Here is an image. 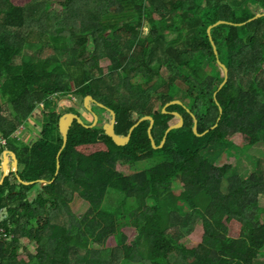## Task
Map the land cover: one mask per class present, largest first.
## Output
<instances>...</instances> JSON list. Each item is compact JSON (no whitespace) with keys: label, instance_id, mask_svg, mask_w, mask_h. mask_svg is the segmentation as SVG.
I'll list each match as a JSON object with an SVG mask.
<instances>
[{"label":"trees","instance_id":"1","mask_svg":"<svg viewBox=\"0 0 264 264\" xmlns=\"http://www.w3.org/2000/svg\"><path fill=\"white\" fill-rule=\"evenodd\" d=\"M53 5L70 16L49 13ZM261 14L264 0H0V100L11 110L7 118L0 108V180L5 151L19 168L0 185V228L13 236L0 243V264H264V169L238 176L208 157L264 147V18L248 23ZM218 22L230 24L211 31L228 70L220 91L225 75L207 34ZM73 96L91 97L96 116L98 104L113 111L119 136L151 117L157 147L178 123L173 113L184 126L153 150L149 122L122 148L101 121L74 122L62 150L63 115L50 109L32 147L15 136L38 106ZM174 101L182 105L164 115ZM192 115L198 134L217 128L194 136ZM118 165L139 169L124 176ZM108 191L121 195L108 208L136 209L120 228L121 210L104 206ZM75 196L89 207L82 219L70 209Z\"/></svg>","mask_w":264,"mask_h":264},{"label":"rangeland","instance_id":"2","mask_svg":"<svg viewBox=\"0 0 264 264\" xmlns=\"http://www.w3.org/2000/svg\"><path fill=\"white\" fill-rule=\"evenodd\" d=\"M59 11H60V9H59L58 5H53L49 13H51V12L52 13H57ZM60 15H63L62 17L70 16L69 14H64L61 11H60ZM144 33H147V30H144ZM27 54H28V52H25V55H27ZM29 54H32V52H29ZM98 62H99V67L101 69H103L104 71H106L107 67L110 65V61H108L106 59H103V58H101ZM53 103H54L53 105H51V104H44L43 105L42 104V105L38 106V108L36 109L35 113H33L31 118L28 120L27 124L25 126H19L18 130L15 133V136L20 141H22L24 144H27V145H29V147H32L36 143V141H37V139L39 137L40 131H41V128L39 127V124H41V119H42L41 116L44 113H47V110H50V109L56 110L57 113H60L61 115H65L69 111L70 112H76L80 116L79 118H81L87 124H89L90 122H93L92 119L94 120L93 107L91 108L92 109V114H90V111H87L85 109L84 104L82 103V100L80 98H78V97L73 96V97H70L69 99L60 97V98H56V100L53 101ZM0 108L2 110L1 114L4 117H7V118L11 117L10 108L7 106L6 103L2 102L1 100H0ZM95 113H97V117L99 118V121H101V123L103 125H106L107 123H109L110 117L108 116V114L106 113L105 110L101 111V110L98 109V110H95ZM166 114H167V112H166ZM175 119L178 121L177 117H175ZM178 123H179V121H178ZM183 123H184V120H183ZM103 125H102V127H103ZM193 134H194V132H193ZM194 136H196V135L194 134ZM9 148L18 150V145H17V143L10 142ZM202 154L205 155L206 152L204 151ZM214 154H215V151H212L208 155V157H211V158H214V159L215 158L219 159L216 162V166L217 167H223V166H228V165H231V166L236 165L237 168H235V173L238 176H242L243 173H247V175H249L250 172H254L255 173L256 170H259L258 168L264 169V163L260 162V161H264V147L263 146H257L255 149L249 150L247 153H242V152L239 151V149H237L236 147L230 145L229 147H227L226 149L223 150V153L221 154V156H219L218 154H215V155ZM238 162L241 165H239ZM151 163L148 162L146 164V166L144 164L143 168L144 167L148 168L150 165H152ZM239 166H240V168H239ZM138 169H139V167H136V165L132 166V167H128V166L125 167V166H122V165H118L117 166V171L120 174H123L124 176H131V175L137 173ZM13 170H15V168ZM18 170H19V168H18ZM35 191L36 190H33L30 193V196H29L30 201L34 200ZM76 197L77 196H75V198H74V202H72L70 204V209L78 217V219H82V217L87 213L89 207H88L87 204H85L83 201L77 199ZM112 197L120 199L121 195H119L118 193L113 192V191H108L107 196L105 198L104 206L108 210L117 211L121 207H118V208L109 207L108 208V206L110 205L109 204L110 203V199ZM257 202H258V207L264 209V193L260 194V196L258 197ZM135 210H134L133 207H130L127 212L121 210L120 213L118 214L117 226H119V228L121 226H123L125 224V221H127L129 219V218L126 219L125 216L130 215ZM6 219H7V217L5 215L0 214V225H1L2 221H5ZM1 231H3V230H1ZM170 233H174V232L170 231ZM12 238H13V236H10L8 238V242H10ZM189 239H190V242H189L188 246L190 248L196 247V245L198 244V241L195 240V239H192V237H190ZM18 250H19V252H21V248H19Z\"/></svg>","mask_w":264,"mask_h":264},{"label":"water","instance_id":"3","mask_svg":"<svg viewBox=\"0 0 264 264\" xmlns=\"http://www.w3.org/2000/svg\"><path fill=\"white\" fill-rule=\"evenodd\" d=\"M264 18V14H261V15H257L256 17H254L252 20H249L248 23H251V22H254L258 19H262ZM220 25H230L226 22H218L216 23L215 25L209 27V29L207 30V34H208V37H209V40H210V43L212 45V48H213V51H214V54L217 58V65L224 71V82L222 83V85L220 86L219 88V91L226 85L227 81H228V70L227 68L218 60V52H217V48L212 40V37H211V31L220 26ZM238 26H242V25H238ZM217 94V93H216ZM215 94V95H216ZM84 107L87 111H90V113H92V106L97 104L91 97H87L86 99H84ZM174 105H178V106H181L182 103L179 102V101H174L168 105L165 106L164 110H163V114H166V109L169 108L170 106H174ZM218 105V104H217ZM98 106L100 108H102L103 110H107L108 113L110 114V121L108 124H106L104 126V131H105V135L110 138L112 140V142L117 146V147H125L128 145V143L130 142L131 140V136H132V133L133 131L143 122H149L150 125H149V128H148V138L151 142V146L153 148V150H160L164 147L165 143H166V138H167V135L172 132V131H175V130H179L181 128H183V118L177 114V113H173V115L175 117L178 118V121L179 123L176 124L175 126H172L170 127L166 133H165V136L163 138V141L161 142L160 146H156L155 144V141L153 139V136H152V130H153V127H154V120L151 118V117H144L142 118L136 125H134L128 135L126 137L124 136H119L116 134L115 132V126H116V115L113 111L111 110H108L106 109L105 107H103L102 105H99ZM189 113V111H188ZM219 113L220 115L222 114V110L221 108H219ZM93 117H94V123L92 126H87L83 123V121L77 117L76 115L74 114H65L63 115V117L60 119L59 121V125H58V128H59V133L62 137V140H63V148L62 150L65 148L66 144H67V141H68V134H69V131L73 125L74 122H76L78 125H81L82 127H84L85 129H93L97 126L98 124V117L93 114ZM192 118L194 120V127H193V132L194 134L199 137V138H202L204 137L205 135H207L210 131L212 130H215L217 128V125H215L210 131H206L205 133L203 134H198V124H197V120L195 119V117L192 115ZM219 122V120H218ZM61 150V151H62ZM60 151V152H61ZM59 157H60V153L58 154V157H57V172H56V175L58 174V170H59ZM15 168V170H13ZM1 172H2V178L0 180V185L3 184V182L5 181V179L7 177H9V174L10 173H13V174H17L18 172V160H17V157L14 153L10 152V151H5L3 153V160H2V165H1ZM18 181L20 184L24 185V186H32L34 185L35 183H25L23 181L20 180V178H18ZM52 182L48 183L46 181H40L39 184L41 185V187H44L46 185H50L52 184Z\"/></svg>","mask_w":264,"mask_h":264},{"label":"built area","instance_id":"4","mask_svg":"<svg viewBox=\"0 0 264 264\" xmlns=\"http://www.w3.org/2000/svg\"><path fill=\"white\" fill-rule=\"evenodd\" d=\"M6 144H7V142L0 137V148L2 146H6ZM1 230H3V229H1ZM1 230H0V243L8 241V237L6 236L5 232H3L4 230L3 231H1Z\"/></svg>","mask_w":264,"mask_h":264},{"label":"clouds","instance_id":"5","mask_svg":"<svg viewBox=\"0 0 264 264\" xmlns=\"http://www.w3.org/2000/svg\"><path fill=\"white\" fill-rule=\"evenodd\" d=\"M93 107V106H92ZM81 119V118H80ZM98 121H99V119H98ZM184 126V125H183ZM2 165V164H1ZM6 242H8V241H6Z\"/></svg>","mask_w":264,"mask_h":264},{"label":"crops","instance_id":"6","mask_svg":"<svg viewBox=\"0 0 264 264\" xmlns=\"http://www.w3.org/2000/svg\"><path fill=\"white\" fill-rule=\"evenodd\" d=\"M2 160H3V158H2Z\"/></svg>","mask_w":264,"mask_h":264}]
</instances>
